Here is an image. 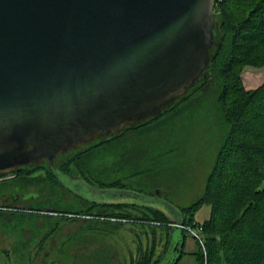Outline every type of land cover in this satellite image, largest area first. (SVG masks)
Returning <instances> with one entry per match:
<instances>
[{
  "label": "water",
  "instance_id": "water-1",
  "mask_svg": "<svg viewBox=\"0 0 264 264\" xmlns=\"http://www.w3.org/2000/svg\"><path fill=\"white\" fill-rule=\"evenodd\" d=\"M216 25L215 0H0V175L60 174L161 114L206 76Z\"/></svg>",
  "mask_w": 264,
  "mask_h": 264
},
{
  "label": "trees",
  "instance_id": "trees-1",
  "mask_svg": "<svg viewBox=\"0 0 264 264\" xmlns=\"http://www.w3.org/2000/svg\"><path fill=\"white\" fill-rule=\"evenodd\" d=\"M215 18L213 59L206 76L187 95L161 114L128 126L125 134L101 138L62 153L58 157V169L63 178L49 163L23 167L16 175V181L25 180L24 184L30 182L31 186L41 190L43 200L48 203L46 206L53 201L46 197H55L59 182L65 194H68L71 182H75L80 189L76 195L78 207L52 209L62 220L104 219L126 223L128 230L134 224L131 244L138 248L131 264H174L176 260L175 264H179L186 253L188 230L176 223L199 228L202 241L194 235L199 245L195 252L196 264H264V82L247 88L243 81L246 70H264V0H215ZM212 90L217 94L221 143L202 196L182 207L176 217L153 205L158 201L147 204L142 201L138 211L121 207L120 212L94 213L89 208H81L90 187L97 185L115 192L130 189L131 182L121 172L126 165H138L139 161L147 159L150 150L155 157L163 148L162 154L176 150L185 133L186 126L182 121L172 124L164 132L152 128L160 127L161 124H157L161 121L169 122L168 117L180 112L188 100ZM110 154L115 155L116 160L110 166H103L100 160ZM145 169L139 166L136 172ZM112 172L121 174L116 176ZM50 189L53 191H48ZM139 191L144 195L142 188ZM204 204L210 205V216L200 222L195 213ZM121 205L128 206L127 203ZM135 224L141 227L140 233ZM101 227L107 230L105 226L87 228L81 225L79 228L83 234L94 238L87 245H95L94 251L99 249L96 245L100 243ZM176 229L182 236L175 240ZM176 246L178 251L173 253ZM88 247L83 253L84 258L92 253ZM77 254L80 256L79 250Z\"/></svg>",
  "mask_w": 264,
  "mask_h": 264
},
{
  "label": "rangeland",
  "instance_id": "rangeland-1",
  "mask_svg": "<svg viewBox=\"0 0 264 264\" xmlns=\"http://www.w3.org/2000/svg\"><path fill=\"white\" fill-rule=\"evenodd\" d=\"M243 81L247 88H254L262 84L264 82V70L252 68L246 70L243 74ZM168 118L169 122L167 120L164 122L161 121L162 123L160 122L157 124H161L160 127L154 126L152 129L164 132L172 124L182 121L186 127L183 131L185 132L183 140L180 137L178 143L179 147L176 150H171L162 154L163 148L156 157L151 153L152 150H150V155L147 159H144L142 162L139 161L137 163L138 165L134 163L126 165L125 170L121 173L122 176H127L126 179L131 182L133 187L130 189L128 188L129 190L125 189L126 191H133L143 195L142 191H139V189L142 188L145 192L144 194L147 196L150 194L155 196L156 192H162V195L158 198L159 203L153 205L164 210L168 215L176 217L175 214L180 212L182 207L192 204L204 194L206 181L221 143L219 138L221 132V118L216 92L213 90L207 91L201 93L195 99L188 100L187 104L181 107L180 112ZM181 128L182 127H180V129ZM151 133L152 132H150V134ZM115 160V155L110 154L100 161L103 166H110ZM139 166L146 167L145 171L136 172V168ZM121 173L112 172V174H116V176ZM11 174L13 173L8 174L9 188L13 187L16 182L15 179H10ZM60 176L63 178L62 173H60ZM58 184L59 185L55 187L57 188L55 189V197L53 195L51 196V200L53 201L49 202L50 206L59 210L76 209L79 204V200H77L76 196L77 193L80 192L79 187L76 186L75 182H71L70 190H67L68 194H65V190H61V183L59 182ZM7 187L6 184L0 185V189ZM95 187L99 188L97 185ZM105 190L110 193L113 192V190L107 187ZM13 192H15V190ZM39 194L40 190H31L28 192L26 197L30 198V201L25 204H28V206L32 208L44 209L48 203L43 200V195ZM32 195H34V197H32ZM210 210V205H202L195 213L196 220L200 222L206 220L210 216ZM34 211L36 212H28L27 209L25 213L12 212L9 214L10 216H19L22 213L25 214V219L22 221V224L20 223L16 226L10 225L9 229L6 228L12 236L19 237L21 235V225L30 228L35 224H39L42 225L44 230H48L50 225L56 226V224L58 225V223L62 221L60 218L61 216L54 215L56 213L52 212V214H46L35 209ZM135 225H137V233H140L141 227L139 224ZM83 226L87 228L105 226L107 230L101 227V236L99 237L100 243L96 245L99 249H96L88 259L78 258V264H114V259H116L114 255L117 252H123L134 237V224H131V228L128 230L126 223H116L104 219H91L86 221ZM192 229L199 231L197 227H193ZM179 236H182V233L179 229H176L174 236L175 240ZM165 241L166 238L163 239V242ZM198 248L199 245L194 234L188 231L185 246L186 253L183 254L179 264H196L197 259L195 252Z\"/></svg>",
  "mask_w": 264,
  "mask_h": 264
},
{
  "label": "flooded vegetation",
  "instance_id": "flooded-vegetation-1",
  "mask_svg": "<svg viewBox=\"0 0 264 264\" xmlns=\"http://www.w3.org/2000/svg\"><path fill=\"white\" fill-rule=\"evenodd\" d=\"M127 131H124L123 134ZM20 173L21 170L14 172L10 175V179H15L16 181V175ZM24 181H16L15 185L9 188V176H0V185L6 184L8 186L0 190V264H78V258H84L83 253L87 250L85 248L89 246L90 242L92 243L90 240L94 239L83 234L79 229L86 221L81 219L62 220L56 226L50 225L48 230H44L42 225L39 224H35L30 228L21 225L22 231L19 237L12 236L7 230L10 225L22 224L25 219L24 213L27 209L28 212H36L34 211L35 209L46 214H52V209H55L50 205L45 206L44 209H36L25 204L30 201V198L26 197L28 192L31 190L39 191L40 189L31 186L30 182L26 185ZM14 190L15 192H13ZM48 191L52 192L53 189ZM125 191L119 190V193H110L105 189H99L95 186L90 187L87 189L86 203L81 208H89L94 213L120 212L121 207L130 211H138L142 201L145 204L155 203L158 201V197L162 195V192H156L155 196L151 194L147 196L146 194L142 195L133 191ZM46 198L51 199L50 196ZM121 203H127L128 206L121 205ZM50 209L51 211H47ZM12 212L24 213L19 216H10L9 214ZM94 247L95 245L88 247L92 253L89 256L87 255L86 259L92 256ZM137 248L138 245L130 243L123 252H117L114 255L116 257L114 264H131L132 258L137 255ZM78 250L80 251V256L77 254ZM177 251L176 246L173 249V253Z\"/></svg>",
  "mask_w": 264,
  "mask_h": 264
},
{
  "label": "built area",
  "instance_id": "built-area-1",
  "mask_svg": "<svg viewBox=\"0 0 264 264\" xmlns=\"http://www.w3.org/2000/svg\"><path fill=\"white\" fill-rule=\"evenodd\" d=\"M180 226H182L183 228H186L188 231H191L198 239H200L202 241V238L200 236V234L198 233V231H195L192 229V227L186 226L181 224Z\"/></svg>",
  "mask_w": 264,
  "mask_h": 264
},
{
  "label": "bare ground",
  "instance_id": "bare-ground-1",
  "mask_svg": "<svg viewBox=\"0 0 264 264\" xmlns=\"http://www.w3.org/2000/svg\"><path fill=\"white\" fill-rule=\"evenodd\" d=\"M10 174V173H9ZM0 176H2V175H0Z\"/></svg>",
  "mask_w": 264,
  "mask_h": 264
}]
</instances>
